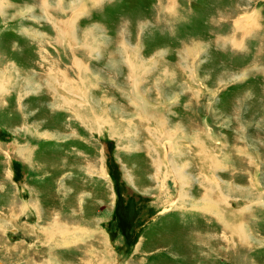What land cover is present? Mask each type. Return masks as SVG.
I'll use <instances>...</instances> for the list:
<instances>
[{
    "label": "rangeland",
    "instance_id": "rangeland-1",
    "mask_svg": "<svg viewBox=\"0 0 264 264\" xmlns=\"http://www.w3.org/2000/svg\"><path fill=\"white\" fill-rule=\"evenodd\" d=\"M1 1L0 262L264 264V0Z\"/></svg>",
    "mask_w": 264,
    "mask_h": 264
},
{
    "label": "bare ground",
    "instance_id": "bare-ground-1",
    "mask_svg": "<svg viewBox=\"0 0 264 264\" xmlns=\"http://www.w3.org/2000/svg\"><path fill=\"white\" fill-rule=\"evenodd\" d=\"M82 1H83V0H82ZM0 3L2 4V1H1V0H0ZM75 3H76V2H75ZM77 3H78V2H77ZM44 6H45V4H44ZM77 8H78V7H77ZM79 9H81V8L79 7ZM78 13H79V12H78ZM71 21H72V20H71ZM74 22H75V21H74ZM241 23H242V22H241ZM244 25H245V24H244ZM244 25H243V27H244ZM244 28H245V27H244ZM67 33H68V31H67ZM123 50H124V49H123ZM90 52H91V51H90ZM128 52H129V51H128ZM128 52H127V53H128ZM132 52H133V51H132ZM133 53H134V52H133ZM143 63H144V62H143ZM115 64H116V63H115ZM136 64H137V63H135V65H136ZM131 66H132V65H131ZM87 72H88V71H87ZM138 103H139V102H138ZM141 106H142V105H141ZM81 108H82V107H81ZM246 194H247V193H246ZM246 194H245V195H246ZM206 208H207V207H206ZM240 229H242V228H240ZM241 232H243V230H241ZM0 264H3V263L0 262Z\"/></svg>",
    "mask_w": 264,
    "mask_h": 264
}]
</instances>
